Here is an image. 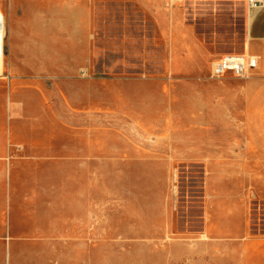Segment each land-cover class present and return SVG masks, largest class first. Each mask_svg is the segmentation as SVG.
I'll list each match as a JSON object with an SVG mask.
<instances>
[{
  "label": "rangeland",
  "instance_id": "rangeland-1",
  "mask_svg": "<svg viewBox=\"0 0 264 264\" xmlns=\"http://www.w3.org/2000/svg\"><path fill=\"white\" fill-rule=\"evenodd\" d=\"M87 3L90 61L76 54L73 66L44 73L41 92L16 90L18 104L32 105L27 125L53 128L60 190L57 240L23 245L18 264H264V159L251 155L256 176L240 180L242 149L232 147L245 135L215 132L228 126L227 97L205 86L217 80L213 63L245 43L242 7L233 21L191 2ZM49 39L59 50L85 40ZM5 89L0 82L4 126L15 113Z\"/></svg>",
  "mask_w": 264,
  "mask_h": 264
},
{
  "label": "crops",
  "instance_id": "crops-1",
  "mask_svg": "<svg viewBox=\"0 0 264 264\" xmlns=\"http://www.w3.org/2000/svg\"><path fill=\"white\" fill-rule=\"evenodd\" d=\"M87 1L91 0H0L4 16L0 82L6 87L5 98L9 101L10 110L15 112L6 114L8 123L5 126L0 124V247L5 249L3 252L0 248V256L4 253V264H18L21 247L29 245L30 241L44 237L48 241L53 236L57 240L58 237L59 158L54 143L48 142L54 131L53 128L39 126L37 122L34 126L27 125L28 118L34 116L29 113L32 105L28 97L23 98V104H18L16 90L32 87L31 93L41 92L37 87L43 85L44 73L49 74L63 64L73 66L80 58L87 63L90 61L87 54L91 52L88 47L93 19ZM155 1L158 4L168 2L145 0L148 6ZM172 1L213 6L217 10L222 8L227 12L223 14L233 21L234 10L242 7L243 17L238 20L243 24L246 40L234 53L257 57L258 67L244 80L236 76L222 77L208 81L205 86L213 93L227 97L223 115L228 126L215 132L245 135L243 146L233 142L232 148L242 149L241 154L234 153L243 165L237 172L240 180L248 183L256 176L247 168L250 156L257 154L259 164L264 159V7L250 8L248 0ZM46 2L55 5L52 14L44 13ZM176 22L175 17L169 20L171 26ZM52 31L58 37L66 36L71 43L77 34H82L85 39L82 50H75L73 44L65 50L52 48L49 39ZM184 38L188 39L189 35ZM186 43L184 40L185 46ZM76 54L81 56L76 59ZM21 137L23 141L19 140ZM26 150L31 154L21 156ZM252 151L257 153L252 154ZM260 174L257 173L258 181L262 182ZM223 176L216 168L213 183L216 182L217 190L221 192L224 191L220 183Z\"/></svg>",
  "mask_w": 264,
  "mask_h": 264
},
{
  "label": "built area",
  "instance_id": "built-area-1",
  "mask_svg": "<svg viewBox=\"0 0 264 264\" xmlns=\"http://www.w3.org/2000/svg\"><path fill=\"white\" fill-rule=\"evenodd\" d=\"M250 8L264 7V0H248ZM258 67L255 56L228 54L213 63L211 67L212 78L221 79L226 73H233L236 77L247 78L251 71Z\"/></svg>",
  "mask_w": 264,
  "mask_h": 264
},
{
  "label": "bare ground",
  "instance_id": "bare-ground-1",
  "mask_svg": "<svg viewBox=\"0 0 264 264\" xmlns=\"http://www.w3.org/2000/svg\"><path fill=\"white\" fill-rule=\"evenodd\" d=\"M3 38H4V16L0 10V61L3 54Z\"/></svg>",
  "mask_w": 264,
  "mask_h": 264
}]
</instances>
